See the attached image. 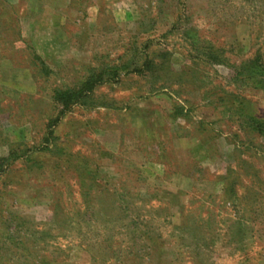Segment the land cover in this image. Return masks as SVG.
Returning a JSON list of instances; mask_svg holds the SVG:
<instances>
[{
  "label": "rangeland",
  "instance_id": "rangeland-1",
  "mask_svg": "<svg viewBox=\"0 0 264 264\" xmlns=\"http://www.w3.org/2000/svg\"><path fill=\"white\" fill-rule=\"evenodd\" d=\"M257 56L264 0H0V264H264Z\"/></svg>",
  "mask_w": 264,
  "mask_h": 264
},
{
  "label": "trees",
  "instance_id": "trees-1",
  "mask_svg": "<svg viewBox=\"0 0 264 264\" xmlns=\"http://www.w3.org/2000/svg\"><path fill=\"white\" fill-rule=\"evenodd\" d=\"M147 49V46H145ZM260 57H255L247 65L241 66L235 69L236 77L241 76L242 82L247 80L251 81L256 89H264V63L260 61ZM149 61L146 60L141 67H138L134 62L130 65L129 63H123L119 67L114 69L103 68L101 71L92 70L90 76L81 83L77 88L72 89H58L54 92V99L61 106V113L53 119L48 125V130L55 127L61 116H64L66 112L70 111L73 106H92L94 102L93 95L94 90L98 85L112 81L116 79L119 75V71H126L129 74L145 75L147 74L148 68L151 70L153 67H148ZM93 99V100H92ZM95 106V105H94ZM178 113H182L181 108L177 109ZM247 126H250L258 132L264 138V122H261L254 117H247ZM53 133H49L52 137ZM18 151L10 154L9 157L0 158V176L8 170V168L20 158ZM12 158V160H11ZM11 160V161H10Z\"/></svg>",
  "mask_w": 264,
  "mask_h": 264
}]
</instances>
